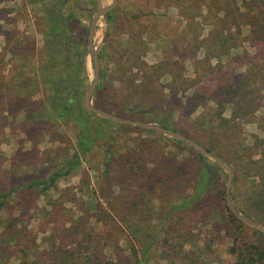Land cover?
Wrapping results in <instances>:
<instances>
[{"label": "trees", "instance_id": "1", "mask_svg": "<svg viewBox=\"0 0 264 264\" xmlns=\"http://www.w3.org/2000/svg\"><path fill=\"white\" fill-rule=\"evenodd\" d=\"M224 1L225 7L220 11L225 13L226 17L229 15L226 9L230 1ZM242 1L247 3L245 0ZM68 2V0H53L50 9H47L48 32L44 48L38 54L40 66L35 67V55L26 53L21 44H14L12 50L18 52H11L13 61L17 57L24 61L19 62V66H15L12 76H2L3 69L0 71V103L1 106L5 105L6 111L10 113L23 105L24 100L32 99L37 91L42 90L43 101L39 103L41 109L31 110L32 112L27 110L26 124L31 126L39 121L67 124L73 122L76 130V146L70 157H67V154L61 156L58 154L57 158L51 161L50 173L44 179L29 178L27 174L17 176L11 171L3 170L0 162V213L7 210L12 216L13 204L22 200L24 192L34 191L33 197H30L25 205L28 211L29 207L33 206L30 202L34 203L36 197L44 195L60 179L71 175L80 166L81 160L87 159L93 146H97L96 141L102 138L104 132L108 133V129L113 126L129 132L138 130L147 132L157 138L165 137L155 131L104 119L86 109L84 98L89 82L83 56L89 55L85 33H88L90 25L88 30L84 31L79 44L73 41L69 32L74 21V13L70 11L67 15H63L61 11ZM88 3L95 6L93 0H88ZM252 3L255 6L247 7V13L240 14L242 20L251 28L252 45L256 48L254 59L250 60L251 56L244 54L250 64L248 78L241 77L234 66H231L241 61L239 57L235 56L227 60L224 65L220 63L214 67L210 65V60L227 55L225 50L228 48L226 47L228 37L225 38L223 31L229 26H227L228 19L208 14L203 21L208 24L211 22L210 19H214V25L220 28L219 34L215 35V42L212 43L215 48L208 47L204 43L196 46L195 43H189L184 44L182 53H176L178 57L191 60L195 69L194 78L184 76V66L181 62L183 60L179 59L176 62L177 60L172 58L174 55L168 53L152 66L142 61L140 56L146 45L142 40L143 33L138 34L133 42L131 39L123 42L119 38L116 48L119 56L115 62L119 70L114 76H107L104 70L99 71L100 83L92 95L91 104L120 118L139 120L180 133L202 146L229 168L232 162L227 159V148H235V153L239 154L240 164L237 162V166L230 168L233 173V186L231 184L229 192L231 201L241 215L264 225V115L254 117L262 107L261 88L257 84L263 82L260 77H264L261 63L264 60V0H252ZM118 10H120L119 6L103 18L106 34L113 27H119ZM182 16L186 19V26L190 27V20L185 14ZM146 35L147 39L153 40L148 33ZM107 45L105 43L101 52L97 53L99 65L100 60L107 56ZM94 46L96 48L95 39ZM73 47L76 48V57L80 58L78 61L71 58L70 51ZM193 47L196 52H193ZM198 49L204 50L202 60L197 59ZM202 65L203 69L199 73V66ZM133 70H136V74L132 72ZM162 76H167L170 80L166 86L168 94L165 96L159 92L157 96L159 100L156 103L154 102L156 98L153 96L157 92V80ZM254 77L258 78V82L252 79ZM115 82L117 85L114 84ZM210 102L213 104L212 107L207 108V111L199 117L191 118L197 109H204ZM228 107L230 118L226 119L223 113ZM254 119H257L259 128L263 130V137L261 139L256 137L250 147H244L241 141L236 140V138L241 140L240 124L252 123ZM90 131L93 133L90 134ZM117 138V134L108 133L98 146L102 151L101 162L105 166L106 173L110 163L118 170L121 168L125 171L119 177L121 187L125 188V192L119 198L123 196L125 206L116 213L117 219L110 218V220L121 225L130 243L134 240L129 247L131 260L128 264H145L152 259L156 260V257L161 259L163 255L168 261L167 264H176L177 261H182L184 264H201L202 261H206V264L210 263L209 244L205 247L193 244L192 249L186 251L182 242L179 244L178 241L176 243L174 241L178 238L176 230H180L177 225L186 219L189 220V225L194 224L195 219L192 220V217L196 216L218 220V217H221L219 210L211 207V205L216 206L217 202L228 211L229 221L238 225L239 233L247 228L251 230L253 236L264 238V233L239 221L228 208L225 201L226 186L219 183L215 174L221 168L215 162L187 146L192 162L184 158L181 160L169 158L166 161L162 156L157 166L149 170L145 165L138 164L136 157L132 156L129 159L130 156L123 153L124 148L118 144ZM167 139L176 145L183 143L173 138L167 137ZM109 142H113L112 147ZM255 155L257 158L253 159ZM242 176L244 185L240 186ZM225 177L227 178V173ZM130 180L141 181L133 195V187L128 184ZM154 199L160 203L157 210L152 204ZM174 216L177 217L175 220ZM153 219H156L158 224H152ZM12 221L0 219L2 228L0 264H7V260L13 256L10 252L12 247L19 246L22 251V244L18 240L24 236L23 232H28L24 226H22L23 232L18 230L13 226ZM20 223L26 225L23 221ZM74 245V248L53 251L52 264H116L101 254H87L90 248L81 250L78 242ZM229 251L235 258L234 264H264V243L257 239L243 238Z\"/></svg>", "mask_w": 264, "mask_h": 264}, {"label": "rangeland", "instance_id": "2", "mask_svg": "<svg viewBox=\"0 0 264 264\" xmlns=\"http://www.w3.org/2000/svg\"><path fill=\"white\" fill-rule=\"evenodd\" d=\"M52 1L0 0V71L3 69L2 76L14 75L15 66H19V62L24 61L19 57L13 61L11 52H14L12 47L15 43L21 44L20 46L26 53L35 55V67L40 66L38 54L46 43L45 38L48 32L46 12L47 9H50ZM68 1L61 11L63 15H67L70 11L74 13V21L70 26L69 35L73 41L79 44L84 31L88 30L92 15L96 10L110 4L112 0H93L95 6L89 4L88 0ZM229 1V7L226 9L229 15H226V17L228 16L226 18L225 13L220 11L225 7L224 0H118L117 7L119 6L120 10H118L117 25L119 24V27H113L106 34L104 17L97 23L99 28L94 38L97 53L101 52L105 43L108 44L106 46L107 56L100 60V70H104L107 76H114L115 72L119 70L115 63L119 56L116 50L118 39L120 38L123 42L131 39L133 42L138 34L143 33L142 40L146 45L141 52L142 61L148 66H152L157 64L165 53H168V55H174L172 58L177 60L176 62L179 59L183 60L181 62L184 66V76L194 78L195 69L191 60L178 57L176 53H182L184 44L189 43H195V46L204 43L208 47L215 48L212 43L215 42V35L219 34L220 28L214 25V19H210L211 25L203 21L210 14L228 19L227 26H229L223 31L225 38L228 37L226 47L229 50L228 48L225 50L227 55H223L220 59L210 60V65L213 67L219 63L224 65L227 60H231L235 56L239 57L241 61L235 65L231 64V66H234L241 77L248 78L250 64L244 54L251 56L250 60H252L256 56V48L252 45L251 28L246 25V21L242 20L240 14H246V8L255 5L252 0H245L247 3H243L242 0ZM123 13L125 14L121 15ZM182 14H185L190 20V27L186 26L187 22ZM146 33L152 36L153 40L147 39ZM87 35L88 33H85V37ZM192 50L196 52L194 47ZM70 55L73 60L75 59L74 61L80 59L76 57L75 47L70 51ZM196 56L198 60L204 59V50L198 49ZM29 62L31 61L29 60ZM83 62L90 84L94 73L90 56L84 55ZM261 63L264 74V60ZM202 67L203 65L199 66V73H201ZM132 72L136 74V70ZM260 78L263 82L258 83L257 86L261 88L262 107L254 115L255 118L264 115V77ZM252 79L258 82L257 77ZM169 81L167 76H162L157 80V92L153 96L156 98L154 102L157 103L159 100L157 99L159 92L167 96L166 86ZM114 84L117 85V82ZM42 101L43 92L39 90L32 99L24 100L23 105L10 113L6 111L5 105L1 106L0 103V162L3 170L11 171L17 176L27 174L29 178L44 179L50 173L51 161L56 159L58 154L60 156L67 154V157L73 154L77 142L73 122L67 124L39 121L31 126L26 124L25 112L27 110L29 112H32L31 110L39 111L41 109L39 103ZM206 106L204 109H197L191 118L199 117L213 104L210 102ZM223 117L230 118L229 107L223 113ZM239 130L241 140L239 138L236 140L241 141L244 147H250L256 137L259 139L263 137V130L259 128L257 119H254L252 123L241 122ZM90 132V134L93 133V131ZM107 132L118 135L117 142L124 148L123 153L130 156L129 159L132 156L136 157L138 164L145 165L149 170L157 166L158 160L162 156L166 161L169 158L178 160L184 158L189 162L193 160L188 153V145L185 143L176 145L167 137L157 138V136L139 130L124 131L117 126L109 128ZM108 133L102 134V138L96 141L97 146H93L91 153L86 157L87 159L81 160L80 166L71 175L60 179L44 195L36 197L34 203L30 202L33 206L29 207L28 211H26L25 205L29 198L33 197L34 191L24 192L22 200L13 204L12 216L7 210L0 213L1 221L13 220V226L18 230L22 231L24 227L28 230V232L25 231L26 233L22 231L24 236L18 240L22 244V251L19 246L9 248L13 256L7 260V264H52L53 251L74 248L76 242L81 250L90 248L87 254H101L116 264L129 263L131 260L129 247L134 240H131L132 243H130V239L125 230L120 227L121 225L110 220V218L117 219L116 213L121 210L122 206H125L123 196L119 198L125 192V188L121 187L119 182V177L125 171H122L121 168L118 170L110 163L106 173L105 166L101 162L102 151L98 146ZM109 144L112 147L113 142H109ZM228 145L230 146V144ZM227 153V159L232 162L230 168L237 166V162L240 164L239 154L235 153V148H227ZM255 158L257 155L253 157V159ZM122 166L125 167L123 164ZM215 174L219 183L226 186L225 171L221 169ZM240 179V186H243V176ZM140 183L139 180L128 182L133 187L132 195ZM152 204L156 210L159 208L160 203L157 199H154ZM215 205H211V207L219 210L221 216L218 217L219 222L199 216L192 217V220H195L191 225H189L188 219L180 224L174 221L178 224L177 227H180L179 231L176 230L178 238L174 242L178 241L179 244L182 242L186 251L190 250L193 244L199 247L209 244L211 262L208 264H234L235 258L229 250L233 245L239 244L243 238L257 239L264 243V238L253 236L251 230L247 228L239 233L238 225L229 221L228 211L222 204L218 205V202ZM23 211L25 212L21 213ZM176 218L174 216V220ZM20 221L25 222L26 225H22ZM156 223V219H153L152 224ZM70 231L73 233L71 234ZM1 232L2 228L0 227ZM163 257L164 255L161 259L156 257V260L152 259L145 264H167L168 261ZM176 264H184V262L177 261ZM201 264H206V261H202Z\"/></svg>", "mask_w": 264, "mask_h": 264}, {"label": "water", "instance_id": "3", "mask_svg": "<svg viewBox=\"0 0 264 264\" xmlns=\"http://www.w3.org/2000/svg\"><path fill=\"white\" fill-rule=\"evenodd\" d=\"M117 3H118V0H112V2L110 4L100 8L91 18L89 31H88V35H87V45H88V52H89V56H90L91 61H92L94 73H93V79H92L91 83L89 84V87L87 89V92H86L85 98H84V105H85L86 109L90 113L98 115L104 119H107V120H110V121H113V122H116L119 124H123V125H130V126H135V127L145 129V130L155 131L157 133L162 134L165 137H169V138H173V139H176L178 141H181V142L185 143L186 145H188L189 147H192L193 149H195L201 155H203L206 158L215 162L222 170H224L227 173V184L225 187V201H226V204H227L228 208L230 209V211L233 213V215L239 221H241V222L245 223L246 225L264 233V225L257 224L255 222H253L252 220L244 217L243 215H241L239 213L237 208L234 206L233 202L231 201L230 194H229L231 184H232V175H233L232 170L226 164H224L221 160H219L216 156H214L213 154L208 152L206 149H204L202 146H200L199 144H197L193 140L185 137L184 135H182L180 133L171 132V131H168V130L160 127V126L148 124V123H145V122H142L139 120L120 118V117H117L115 115H112L108 112L102 111V110L97 109V108L92 106L91 98H92V95H93V93L97 87L98 80H99V71H100L98 54H97L96 48L94 46V38L96 35V31H97V23L101 18L105 17L107 14L112 12L116 8Z\"/></svg>", "mask_w": 264, "mask_h": 264}]
</instances>
